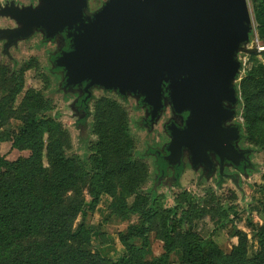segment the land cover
Instances as JSON below:
<instances>
[{
    "label": "rangeland",
    "instance_id": "obj_1",
    "mask_svg": "<svg viewBox=\"0 0 264 264\" xmlns=\"http://www.w3.org/2000/svg\"><path fill=\"white\" fill-rule=\"evenodd\" d=\"M108 1L89 0L86 21ZM247 1L252 30L250 41L237 53L243 64L234 81L237 113L227 124L239 126L241 138L236 144L249 151V161L240 171L228 165L232 175L223 179L216 171L194 167L189 153L179 173L161 165L155 150L165 153L171 141L167 125L182 123L167 92L165 108L152 124L149 107L141 104V96L131 93L121 96L94 87L83 107L84 88L65 87V71L54 62L70 48L68 31L47 39L44 29H35L30 37L12 45L0 37V155L11 163L30 157L32 150L20 149L22 144H15V139L26 131V124L33 123L36 131L28 137L37 138L43 169L51 172L57 155L70 163L78 158L90 171L93 166L103 169L106 192L98 200L87 195V204L74 224L75 232L86 234L89 251L119 260L142 246L143 258L165 257L160 264H183L182 237L194 231L224 255L238 249L250 259L260 252V235L264 234V213L259 207L264 201V52L254 46L261 40L256 20L259 2ZM12 4L26 8L43 2L0 0V10ZM20 26L13 16L0 14V29ZM1 171L7 172L6 168ZM39 172L38 168V182L44 176ZM46 174L50 178L51 173ZM64 184L70 188L67 181ZM212 264H221L218 255L214 254Z\"/></svg>",
    "mask_w": 264,
    "mask_h": 264
},
{
    "label": "water",
    "instance_id": "obj_2",
    "mask_svg": "<svg viewBox=\"0 0 264 264\" xmlns=\"http://www.w3.org/2000/svg\"><path fill=\"white\" fill-rule=\"evenodd\" d=\"M42 2L0 10L22 24L0 29V37L12 45L35 29H44L47 39L68 31L70 48L54 58L65 71V87L84 86V102L94 87L141 96L150 124L165 108L167 92L174 111L189 115L183 127L167 125L166 154L155 150L161 165L179 173L186 150L194 167L213 169L211 152L222 167L249 161V151L234 143L241 138L239 126H225L238 102L234 81L243 64L237 53L252 30L247 0H109L88 21L89 0Z\"/></svg>",
    "mask_w": 264,
    "mask_h": 264
},
{
    "label": "trees",
    "instance_id": "obj_3",
    "mask_svg": "<svg viewBox=\"0 0 264 264\" xmlns=\"http://www.w3.org/2000/svg\"><path fill=\"white\" fill-rule=\"evenodd\" d=\"M256 1L260 6L256 20L264 41V0ZM34 127L33 123L26 124V131L15 139V144H22L20 149L32 150L30 157L11 163L0 155V264H160L165 257L153 261L143 258L142 246L119 260L105 258L86 248V234L75 232L74 224L87 204L86 196L98 200L99 194L106 192L104 171L96 166L90 171L81 166L78 158L70 163L62 155H57L51 172L43 169L42 156L35 145L37 138L28 137L30 132L35 133ZM91 166L90 163L88 167ZM1 168H6L7 172H2ZM38 168L39 173H44L39 182ZM66 181L70 188L64 184ZM259 207L260 213H264V201L259 202ZM182 238L183 264H212L214 254L219 256L221 264L233 261L264 264V234L260 235V252L250 259L238 249H233L230 256L216 252L212 241L194 231H187Z\"/></svg>",
    "mask_w": 264,
    "mask_h": 264
},
{
    "label": "flooded vegetation",
    "instance_id": "obj_4",
    "mask_svg": "<svg viewBox=\"0 0 264 264\" xmlns=\"http://www.w3.org/2000/svg\"><path fill=\"white\" fill-rule=\"evenodd\" d=\"M81 87H84V86H81ZM85 95V94H84ZM82 101H83V107H85V106H87V102H84V99L82 98ZM237 113V112H236ZM179 115H181L182 116V123L180 124V123H177L179 126H181V127H183L184 126V124H185V119L188 117V115H189V112H184V113H181V114H179ZM236 115V114H235ZM225 126L227 127V128H230V127H233V126H237L236 124H227V122H225ZM234 143H236V142H234ZM236 146H237V144H235ZM238 147V146H237ZM239 148V147H238ZM240 149V148H239ZM163 153V152H162ZM186 153H189L188 152V150H186L185 151V154ZM163 154H166V151H165V153H163ZM190 155V154H189ZM210 157H211V159H212V161H213V164H214V167H213V169H210V168H208L207 167V165L206 164H202V163H199V165L198 166H202L203 168H204V170H206V171H209L210 173H213L214 171H216L217 172V174H218V176L221 178V179H223V178H225V177H227V176H230V175H232V173H231V169H227V166L228 165H232L234 168H235V170L236 169H238L237 171H240L241 169H243V167L245 166V162H244V164H242V166L241 167H238V166H235V165H233V164H231V163H229V162H225V164H224V166L222 167L221 166V163H220V161H219V158L215 155V153H213V152H211L210 153ZM191 160V159H190ZM167 166H171V165H169L168 163L165 165V167H167ZM171 167H173V166H171ZM174 168V167H173ZM174 170L176 171V169L174 168ZM176 173H177V171H176ZM233 176H235L234 174H233ZM228 178H231V177H228Z\"/></svg>",
    "mask_w": 264,
    "mask_h": 264
},
{
    "label": "built area",
    "instance_id": "obj_5",
    "mask_svg": "<svg viewBox=\"0 0 264 264\" xmlns=\"http://www.w3.org/2000/svg\"><path fill=\"white\" fill-rule=\"evenodd\" d=\"M257 40L258 41L256 42L254 46L257 47L259 52H264V42L260 40L259 38Z\"/></svg>",
    "mask_w": 264,
    "mask_h": 264
}]
</instances>
